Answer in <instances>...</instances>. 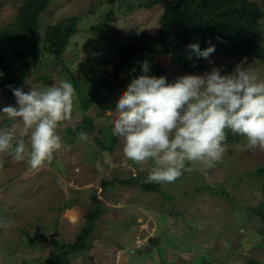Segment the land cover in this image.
<instances>
[{
    "label": "rangeland",
    "instance_id": "374dc122",
    "mask_svg": "<svg viewBox=\"0 0 264 264\" xmlns=\"http://www.w3.org/2000/svg\"><path fill=\"white\" fill-rule=\"evenodd\" d=\"M167 1L147 9L141 5L145 0H51L41 14L42 32L76 15L80 16L78 31L61 60L41 54L21 89L46 91L68 81L76 89L77 100L71 118L58 129L63 147L51 164L32 171L26 162L0 155V264L46 260L53 249L49 243L52 234L60 241L73 242L85 226L86 213L95 205L94 195L104 211L90 238L92 247L71 254V264H249L251 260L264 264V175L260 172L264 151H241L238 146L246 143L243 136L225 142L224 156L214 167L189 165L191 170H185L175 182L159 184V191L119 183L131 177L148 182L152 165L127 160L121 138L113 149L106 147L104 139L111 141L119 115L118 97L141 59L134 56L133 65L120 72L117 83L111 74L131 31H158ZM251 1L262 5V0ZM23 2L0 0V29L15 22ZM262 21L264 26V18ZM95 48H104L106 54L97 56ZM173 56L155 54L154 62L162 64L163 71L148 75L165 76L173 82L188 74ZM206 61V71L216 67L222 75L243 62L250 74L264 81V62L257 59L244 55L226 58L214 51ZM101 79L111 85L104 87L107 96L98 99ZM88 103L91 105L84 110ZM9 105L16 103L0 91V109ZM82 118L92 120L88 142L78 140L73 130ZM13 123L0 115V128ZM104 179L112 182L106 189L101 185ZM198 187L201 189L194 191ZM138 237L153 241L154 248L130 253Z\"/></svg>",
    "mask_w": 264,
    "mask_h": 264
},
{
    "label": "clouds",
    "instance_id": "9594fccd",
    "mask_svg": "<svg viewBox=\"0 0 264 264\" xmlns=\"http://www.w3.org/2000/svg\"><path fill=\"white\" fill-rule=\"evenodd\" d=\"M187 47L204 59L215 51L211 44L203 50L198 43ZM101 49L103 54L95 53L97 56L106 54ZM141 72L118 97L119 115L112 135L122 139L127 160L134 165H152L148 182L173 183L185 170H191L189 165L214 167L226 151L228 131L245 138L246 143L238 146L241 151H264V81L250 74L243 62L228 74L213 67L202 74L179 76L173 82L165 76L148 75L147 60L141 63ZM106 85L99 88L98 99L107 96ZM11 90L16 106L3 107L0 115L14 123L0 128V155L39 171L51 164L63 147L58 129L71 118L76 89L71 82L61 81L46 91ZM77 138L89 141L83 130Z\"/></svg>",
    "mask_w": 264,
    "mask_h": 264
},
{
    "label": "trees",
    "instance_id": "16d2710c",
    "mask_svg": "<svg viewBox=\"0 0 264 264\" xmlns=\"http://www.w3.org/2000/svg\"><path fill=\"white\" fill-rule=\"evenodd\" d=\"M161 1L163 0H145L141 5L151 9ZM50 3L51 0H24L15 22L0 29V73L3 74L0 75V91L13 103H16V100L11 88L22 87L23 82L32 74L41 54L47 53L54 59L61 60L71 37L78 31L80 16L76 15L59 20L42 32L40 17ZM263 18L264 0L262 5L251 0H168L156 33L151 34L146 30L140 34L134 30L129 33L128 44L121 47L122 55L118 57L119 63L115 65V71L111 76L117 83L120 72L133 65L134 56L141 59L139 69L128 75L126 80L131 81L142 74L141 63L145 59L151 61L150 72L157 73L158 69L163 71L162 64L154 62L157 53H173V57L179 61L180 69L185 73L198 74L208 70L206 59L190 53L187 46L193 43H198L202 50L210 44L214 45L215 51L221 52L226 58L244 55L264 62ZM73 80L78 82L74 77ZM109 85L111 83L106 86ZM84 105V110H87L91 104ZM82 121L73 128L75 134L81 130L87 133L93 128L90 118H84ZM233 135L228 134L226 142L241 137ZM111 137V141L104 139L105 143L108 142L107 149L110 150L117 144L119 138L114 135ZM260 172L263 176L264 169ZM109 183L112 182L102 180L103 189H106ZM119 183L128 186L138 184L144 191L160 190L159 183L141 182L135 180V177L119 180ZM200 189L201 187H198L194 191ZM92 202L95 205L86 213L85 226L76 235L75 240L60 241L52 234L49 243L53 249L48 258L39 264H71V254L92 247L90 238L93 236L96 222L104 211L97 195L92 197ZM256 263L251 260L249 264Z\"/></svg>",
    "mask_w": 264,
    "mask_h": 264
},
{
    "label": "built area",
    "instance_id": "2783aa9c",
    "mask_svg": "<svg viewBox=\"0 0 264 264\" xmlns=\"http://www.w3.org/2000/svg\"><path fill=\"white\" fill-rule=\"evenodd\" d=\"M95 53L97 55H102L103 54V50L101 48H95ZM147 242V238H136L135 242L131 245L130 247V253H135L139 250H141L145 243Z\"/></svg>",
    "mask_w": 264,
    "mask_h": 264
},
{
    "label": "water",
    "instance_id": "95a60500",
    "mask_svg": "<svg viewBox=\"0 0 264 264\" xmlns=\"http://www.w3.org/2000/svg\"><path fill=\"white\" fill-rule=\"evenodd\" d=\"M107 83H109V81L107 80H102L101 82H100V85H106ZM152 248H154V243H153V241H151V240H147V242L145 243V245H144V247L142 248V250L143 249H146V250H151Z\"/></svg>",
    "mask_w": 264,
    "mask_h": 264
},
{
    "label": "crops",
    "instance_id": "0c3cea01",
    "mask_svg": "<svg viewBox=\"0 0 264 264\" xmlns=\"http://www.w3.org/2000/svg\"><path fill=\"white\" fill-rule=\"evenodd\" d=\"M155 248H156V244H155Z\"/></svg>",
    "mask_w": 264,
    "mask_h": 264
}]
</instances>
